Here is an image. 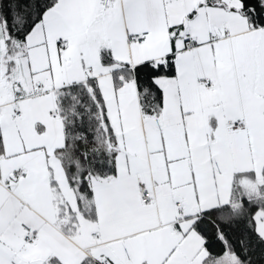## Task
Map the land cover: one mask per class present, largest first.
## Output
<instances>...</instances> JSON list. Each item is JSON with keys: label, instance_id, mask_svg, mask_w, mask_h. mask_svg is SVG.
<instances>
[{"label": "snow or ice", "instance_id": "6c2138e0", "mask_svg": "<svg viewBox=\"0 0 264 264\" xmlns=\"http://www.w3.org/2000/svg\"><path fill=\"white\" fill-rule=\"evenodd\" d=\"M0 264H264V0H0Z\"/></svg>", "mask_w": 264, "mask_h": 264}]
</instances>
